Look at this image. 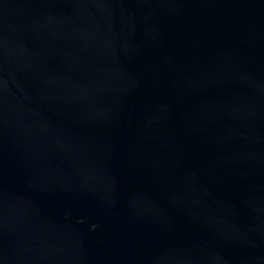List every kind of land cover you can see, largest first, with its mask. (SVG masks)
I'll return each instance as SVG.
<instances>
[{
  "label": "water",
  "instance_id": "1",
  "mask_svg": "<svg viewBox=\"0 0 264 264\" xmlns=\"http://www.w3.org/2000/svg\"><path fill=\"white\" fill-rule=\"evenodd\" d=\"M0 264H264V0H0Z\"/></svg>",
  "mask_w": 264,
  "mask_h": 264
}]
</instances>
